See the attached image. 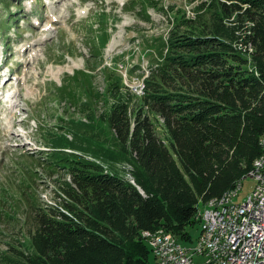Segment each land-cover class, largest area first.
<instances>
[{
    "label": "trees",
    "instance_id": "1",
    "mask_svg": "<svg viewBox=\"0 0 264 264\" xmlns=\"http://www.w3.org/2000/svg\"><path fill=\"white\" fill-rule=\"evenodd\" d=\"M197 1L193 18L182 14L170 30L139 106L119 82L109 86L115 102L104 120L143 194L94 162L65 160L71 183L61 202L35 209L33 252L18 264H149L152 233L192 243L198 204L252 171L264 139V0ZM69 143L58 138L54 148Z\"/></svg>",
    "mask_w": 264,
    "mask_h": 264
},
{
    "label": "rangeland",
    "instance_id": "2",
    "mask_svg": "<svg viewBox=\"0 0 264 264\" xmlns=\"http://www.w3.org/2000/svg\"><path fill=\"white\" fill-rule=\"evenodd\" d=\"M146 2L0 0V264L32 254L30 219L61 202L60 188L71 183L65 160L94 162L136 186L131 156L104 120L115 102L109 86L119 82L139 106L170 30L182 14L193 17L198 1ZM150 117L165 140L161 120ZM58 138L71 143L54 148ZM254 186L244 179L234 201ZM186 231L192 243L182 246L192 250L200 229L196 223ZM148 259L156 264L152 253Z\"/></svg>",
    "mask_w": 264,
    "mask_h": 264
},
{
    "label": "built area",
    "instance_id": "3",
    "mask_svg": "<svg viewBox=\"0 0 264 264\" xmlns=\"http://www.w3.org/2000/svg\"><path fill=\"white\" fill-rule=\"evenodd\" d=\"M250 179L254 189L242 202L234 201L238 189L229 196L231 215L220 208L212 211L214 225L197 223L201 234L193 255H186L187 245L159 250L152 241L147 246L153 256L162 257V264H264V160H257ZM219 219H226V227H219ZM237 240H245L244 250H236ZM204 253H211V260H204Z\"/></svg>",
    "mask_w": 264,
    "mask_h": 264
},
{
    "label": "bare ground",
    "instance_id": "4",
    "mask_svg": "<svg viewBox=\"0 0 264 264\" xmlns=\"http://www.w3.org/2000/svg\"><path fill=\"white\" fill-rule=\"evenodd\" d=\"M260 145L262 148V154L258 160H264V139L260 141ZM252 172L253 169L250 173H248L246 178H250ZM242 182L243 180L242 181L240 180V182L236 183L235 187L229 192H226L220 199H214L205 203V207L201 212L199 222H207V225H214V218H212V211L220 210V208H222L223 215H231V208L229 206H226L228 202V198L229 196H233L237 189L238 192L241 191ZM219 227H226V219H219ZM199 229H200L199 234H201V226H199ZM147 240L149 244H152L153 241V248H159V250H166V245H173V247L182 246L180 243L176 241V239H174V237L168 236L167 233H165L163 230L155 231L147 238ZM244 249H245V240H237L236 250H244ZM195 250H196V246L192 250L186 249V255H193L195 253ZM155 260H156V264H162V257H155ZM204 260H211V253H204Z\"/></svg>",
    "mask_w": 264,
    "mask_h": 264
},
{
    "label": "water",
    "instance_id": "5",
    "mask_svg": "<svg viewBox=\"0 0 264 264\" xmlns=\"http://www.w3.org/2000/svg\"><path fill=\"white\" fill-rule=\"evenodd\" d=\"M137 189H138V191H139L141 194H143L142 191H141L139 188H137Z\"/></svg>",
    "mask_w": 264,
    "mask_h": 264
}]
</instances>
